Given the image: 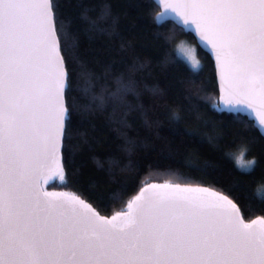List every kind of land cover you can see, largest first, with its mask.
I'll list each match as a JSON object with an SVG mask.
<instances>
[{
  "label": "snow or ice",
  "instance_id": "6c2138e0",
  "mask_svg": "<svg viewBox=\"0 0 264 264\" xmlns=\"http://www.w3.org/2000/svg\"><path fill=\"white\" fill-rule=\"evenodd\" d=\"M158 2L214 53L223 105L246 106L264 126V0ZM54 7L0 0V264H264V217L245 222L220 192L151 185L109 219L40 188L71 118Z\"/></svg>",
  "mask_w": 264,
  "mask_h": 264
},
{
  "label": "trees",
  "instance_id": "16d2710c",
  "mask_svg": "<svg viewBox=\"0 0 264 264\" xmlns=\"http://www.w3.org/2000/svg\"><path fill=\"white\" fill-rule=\"evenodd\" d=\"M70 76L71 110L62 140V173L46 184L100 215L126 212L151 183L205 186L227 195L246 222L264 217V137L238 112L222 109L211 57L171 21L157 23L152 0H53ZM191 44L202 70L176 54ZM128 86L127 93L117 89ZM103 98V105L99 99ZM240 144L256 159L238 169Z\"/></svg>",
  "mask_w": 264,
  "mask_h": 264
},
{
  "label": "water",
  "instance_id": "95a60500",
  "mask_svg": "<svg viewBox=\"0 0 264 264\" xmlns=\"http://www.w3.org/2000/svg\"><path fill=\"white\" fill-rule=\"evenodd\" d=\"M152 1L160 9V12H159V13H161V15L159 17L160 22L168 20V21L173 22L176 26L184 29V27H182V21H180L178 23L177 20L174 18V14L169 15V14L165 13L164 12V9H163V5L161 3H159L158 0H152ZM193 28H194V26H193ZM191 34L193 35L194 40H195L196 44L198 45V47L202 51H204L205 53H207L211 57V59H212V61L214 63L216 83H217L218 92H219V103H220L222 109L227 110V111H232V112H238L240 115H242V116L246 117L248 120L252 121L253 122V125L256 127V129L259 131V133L264 137V126H262V125L259 124V118L256 116V114L254 112H252V110L247 109L246 106H237L236 109L232 110V109L226 108L223 105V101L220 100L221 95H223V91H222L221 84H220V80H219V72H218V67H217L215 55H214V53L211 52L210 47L209 48H204L202 45H200V44L197 43L198 37H197L196 34H194V33H191ZM57 39H58V37H57ZM59 55L62 57L61 52L59 53ZM64 70L66 71L65 66H64ZM61 147H62V142H61ZM61 169H62V159H61V148H60V150L55 155V159H51L50 158L49 161H48V163H47V165H46V167L44 168V170L39 174V186H40V188H42L44 191H47L46 189H44L45 186H46V184L49 183L50 181L54 180L58 176H60V174L62 173ZM42 184H44V188L42 187ZM164 184L177 185L176 183H151V184H148V185L144 186L140 190V192L130 201L129 204H131L134 201H136V198L137 197H140L141 195H143L145 198H147L148 196H150L151 193L148 192V191H145V190L146 189H149L151 185H164ZM178 185H180V187L206 188V189H208L210 191H216L214 189H211V188L205 187V186L185 185V184H178ZM47 192H51V191H47ZM216 192H219V191H216ZM52 193H66V192L60 191V192H52ZM67 194H69V193H67ZM85 203H87V202H85ZM104 217H106V216H104ZM106 218H109L110 219L111 217H106ZM259 218H261V217H259Z\"/></svg>",
  "mask_w": 264,
  "mask_h": 264
},
{
  "label": "clouds",
  "instance_id": "9594fccd",
  "mask_svg": "<svg viewBox=\"0 0 264 264\" xmlns=\"http://www.w3.org/2000/svg\"><path fill=\"white\" fill-rule=\"evenodd\" d=\"M249 149L246 144H240L235 150L225 153L233 164L241 170H250L256 165V159L254 157H248ZM254 191L258 194L264 193V183H258L254 188Z\"/></svg>",
  "mask_w": 264,
  "mask_h": 264
},
{
  "label": "rangeland",
  "instance_id": "374dc122",
  "mask_svg": "<svg viewBox=\"0 0 264 264\" xmlns=\"http://www.w3.org/2000/svg\"><path fill=\"white\" fill-rule=\"evenodd\" d=\"M178 46H180V48L183 49L184 51H178ZM178 46L176 47V51H175L177 56L179 58H181L183 61H185V63L190 68H191V65H190V62H189V57L190 56H194L195 59H197L199 61V59L196 56L195 49H194V47L191 44H189L187 42H181V43L178 44ZM195 71H197V70H195ZM42 187L44 188V184H42Z\"/></svg>",
  "mask_w": 264,
  "mask_h": 264
}]
</instances>
